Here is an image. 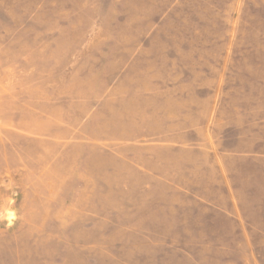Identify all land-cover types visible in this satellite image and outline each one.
I'll return each mask as SVG.
<instances>
[{
  "label": "rangeland",
  "instance_id": "374dc122",
  "mask_svg": "<svg viewBox=\"0 0 264 264\" xmlns=\"http://www.w3.org/2000/svg\"><path fill=\"white\" fill-rule=\"evenodd\" d=\"M0 264H264V0H0Z\"/></svg>",
  "mask_w": 264,
  "mask_h": 264
}]
</instances>
